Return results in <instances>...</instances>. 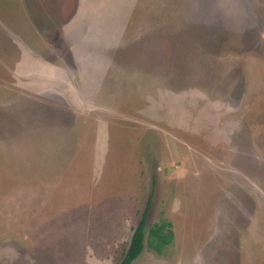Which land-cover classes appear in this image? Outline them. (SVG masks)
Here are the masks:
<instances>
[{
	"label": "rangeland",
	"instance_id": "rangeland-1",
	"mask_svg": "<svg viewBox=\"0 0 264 264\" xmlns=\"http://www.w3.org/2000/svg\"><path fill=\"white\" fill-rule=\"evenodd\" d=\"M264 264V0H0V264Z\"/></svg>",
	"mask_w": 264,
	"mask_h": 264
},
{
	"label": "trees",
	"instance_id": "trees-1",
	"mask_svg": "<svg viewBox=\"0 0 264 264\" xmlns=\"http://www.w3.org/2000/svg\"><path fill=\"white\" fill-rule=\"evenodd\" d=\"M148 211L149 207L147 205L142 211L137 224L132 229L128 247L118 264H132L142 252L146 236H148L147 244L158 252L161 251L165 244L171 241L173 232L167 222L153 223L146 234Z\"/></svg>",
	"mask_w": 264,
	"mask_h": 264
}]
</instances>
